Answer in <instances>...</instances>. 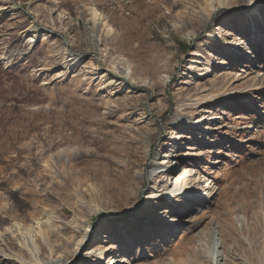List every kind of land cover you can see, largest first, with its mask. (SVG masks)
Returning <instances> with one entry per match:
<instances>
[{
    "label": "rangeland",
    "instance_id": "rangeland-1",
    "mask_svg": "<svg viewBox=\"0 0 264 264\" xmlns=\"http://www.w3.org/2000/svg\"><path fill=\"white\" fill-rule=\"evenodd\" d=\"M4 233L65 264H264V0H0Z\"/></svg>",
    "mask_w": 264,
    "mask_h": 264
},
{
    "label": "bare ground",
    "instance_id": "bare-ground-1",
    "mask_svg": "<svg viewBox=\"0 0 264 264\" xmlns=\"http://www.w3.org/2000/svg\"><path fill=\"white\" fill-rule=\"evenodd\" d=\"M126 64L127 63L123 61V59L120 60L119 63L115 62L113 66V70L116 74H119V73L123 74L125 78H130L133 80L134 72L132 71V73L129 74L128 69H130V66ZM60 77H61V74H58L56 76V78H60ZM174 154L175 153L173 150H170L166 154H164V157L167 159L168 166L166 169H162L160 172V173H164L165 175H167V177L165 176V178L163 179L168 180L169 178H173L172 175L176 171L175 166H173V163L175 162V160H173ZM158 168L159 167H157V162H152L151 169L157 170ZM156 189L157 188L155 187L154 190ZM47 234L50 235V232H47ZM3 236L0 238V243L5 248L0 249V255H2L3 258H8L12 260V263H15V264H65V262L67 261L65 257L54 260L50 258L49 256H47L46 254H44V252L42 253V257H33L31 254L21 253L13 245L14 242L13 243L7 242L6 240L7 235L5 233L3 234ZM40 248L41 250H45V247L43 246V244H40ZM226 260H227V255L223 252L221 253L220 251H218V249H216L215 253L211 257L212 264H227Z\"/></svg>",
    "mask_w": 264,
    "mask_h": 264
}]
</instances>
